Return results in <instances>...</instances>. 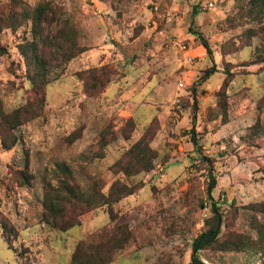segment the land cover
<instances>
[{
	"label": "rangeland",
	"instance_id": "rangeland-1",
	"mask_svg": "<svg viewBox=\"0 0 264 264\" xmlns=\"http://www.w3.org/2000/svg\"><path fill=\"white\" fill-rule=\"evenodd\" d=\"M213 207L264 264V0H0V264H190Z\"/></svg>",
	"mask_w": 264,
	"mask_h": 264
},
{
	"label": "trees",
	"instance_id": "trees-1",
	"mask_svg": "<svg viewBox=\"0 0 264 264\" xmlns=\"http://www.w3.org/2000/svg\"><path fill=\"white\" fill-rule=\"evenodd\" d=\"M44 9L40 8L39 9V13L38 16L40 17L43 13ZM39 17L38 20H39ZM203 46L206 49L207 53H211V48L209 46V44L204 40L203 41ZM31 48H32V55L33 57H35V59L38 62H41V58L38 56V52H37V46L34 42L31 43ZM215 71L214 67H210L208 68L205 73L203 78H207L208 76H210L213 72ZM40 85L37 82L33 83V91L36 95H38V93L40 92ZM149 130V129H148ZM145 133H147V131ZM145 136V134H144ZM145 138V137H144ZM2 144L5 147V144L2 142ZM216 185V180L214 176H211L209 184H208V194H211V191L213 190V188ZM132 191H124L123 193H121V196L127 195V194H131ZM214 206V203H213ZM215 211V222L212 226H210L207 230L201 232L199 235H197L192 243V250H191V262L190 264H204L203 261L198 257V252L200 250H202L203 248L212 245L213 243L216 242L218 235L221 231V218L219 217V214L217 213V209L216 207H213ZM1 227L3 229L4 233H12L13 228L12 226H10L6 221L2 220L1 222ZM72 260L74 261V257L72 258Z\"/></svg>",
	"mask_w": 264,
	"mask_h": 264
},
{
	"label": "built area",
	"instance_id": "built-area-1",
	"mask_svg": "<svg viewBox=\"0 0 264 264\" xmlns=\"http://www.w3.org/2000/svg\"><path fill=\"white\" fill-rule=\"evenodd\" d=\"M183 48H185V46H182ZM189 59H190V57H189Z\"/></svg>",
	"mask_w": 264,
	"mask_h": 264
}]
</instances>
